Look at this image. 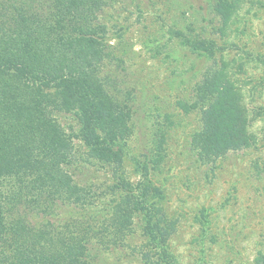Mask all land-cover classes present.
<instances>
[{
    "label": "trees",
    "instance_id": "16d2710c",
    "mask_svg": "<svg viewBox=\"0 0 264 264\" xmlns=\"http://www.w3.org/2000/svg\"><path fill=\"white\" fill-rule=\"evenodd\" d=\"M243 3L214 1L223 37ZM108 4L0 0V264H89L97 259L98 244L110 249L136 234L137 218L145 240L139 262L179 264L169 249L178 224L161 205L164 191L150 178L154 166L138 161L137 182L124 173L133 110L103 76L112 56L102 20ZM171 34L210 61L191 99L178 102L186 114L201 111L202 127L192 137L198 160L215 163L253 148L254 119L230 63L217 58L221 48L210 38ZM59 113L70 115L76 127H64ZM76 141L85 148L84 163L112 174V200L103 203L98 222L92 217V186L78 183L72 170ZM74 211L77 216L63 217ZM257 264H264V256Z\"/></svg>",
    "mask_w": 264,
    "mask_h": 264
},
{
    "label": "rangeland",
    "instance_id": "374dc122",
    "mask_svg": "<svg viewBox=\"0 0 264 264\" xmlns=\"http://www.w3.org/2000/svg\"><path fill=\"white\" fill-rule=\"evenodd\" d=\"M214 1L109 0L102 20L112 56L105 61L103 76L133 110L124 173L137 182L138 161L154 166L150 178L164 191L161 205L178 224L169 244L178 263L257 264L264 256V0H244L224 37L212 10ZM172 30L210 38L221 48L217 58L230 63L254 119L253 148L231 152L215 163L198 160L192 137L202 127L201 111L186 114L178 102L191 99L210 61L183 46ZM56 117L68 130L75 126L70 115ZM76 143L78 166L72 170L78 183L92 186V217L98 222L103 203L111 199L107 187L112 174L100 164L84 163L85 148ZM77 215L63 213L66 218ZM136 229L124 245L106 249L98 244L97 259L89 264H144L139 262L145 240L138 218Z\"/></svg>",
    "mask_w": 264,
    "mask_h": 264
}]
</instances>
